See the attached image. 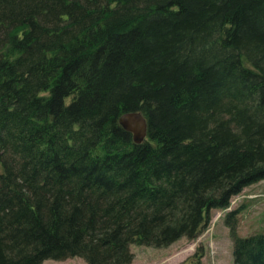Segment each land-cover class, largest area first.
I'll use <instances>...</instances> for the list:
<instances>
[{"label": "trees", "instance_id": "1", "mask_svg": "<svg viewBox=\"0 0 264 264\" xmlns=\"http://www.w3.org/2000/svg\"><path fill=\"white\" fill-rule=\"evenodd\" d=\"M259 181L264 0H0V264H131ZM237 213L234 264H264Z\"/></svg>", "mask_w": 264, "mask_h": 264}, {"label": "rangeland", "instance_id": "2", "mask_svg": "<svg viewBox=\"0 0 264 264\" xmlns=\"http://www.w3.org/2000/svg\"><path fill=\"white\" fill-rule=\"evenodd\" d=\"M235 209L239 212L237 232L240 236L264 231V181L250 185L234 196L229 208L212 210L209 224L198 238L183 237L164 248L132 245L135 257L131 264H189L187 259L199 246L205 251L204 264H234L233 240L225 220L228 212ZM44 264L87 263L81 257H74L61 261L48 259Z\"/></svg>", "mask_w": 264, "mask_h": 264}, {"label": "water", "instance_id": "3", "mask_svg": "<svg viewBox=\"0 0 264 264\" xmlns=\"http://www.w3.org/2000/svg\"><path fill=\"white\" fill-rule=\"evenodd\" d=\"M120 124L133 134L134 141L142 143L148 134L146 117L139 111L126 112L119 118Z\"/></svg>", "mask_w": 264, "mask_h": 264}]
</instances>
